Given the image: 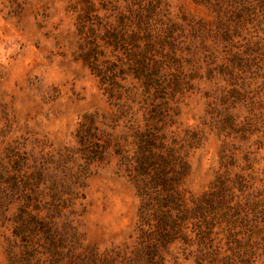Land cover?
<instances>
[{
	"label": "rangeland",
	"instance_id": "obj_1",
	"mask_svg": "<svg viewBox=\"0 0 264 264\" xmlns=\"http://www.w3.org/2000/svg\"><path fill=\"white\" fill-rule=\"evenodd\" d=\"M144 3L155 33L175 38L168 55L177 60L157 65L156 85L128 66L122 43L101 40L110 25L128 37L132 12ZM88 4L93 12L83 22ZM93 41L116 72L119 88L111 95L79 58ZM85 115H97L100 129L115 127L116 134L152 124L189 163L187 196L203 195L218 178L228 181L254 204L264 227V0H0V264H10L21 178L48 157L78 149ZM107 153L87 165L77 152V164L87 168L79 197L52 221L60 230L68 221L75 228L73 254L119 263L139 246L140 198L121 157ZM56 246L67 253L70 244ZM184 247L176 242L158 254L165 264H196ZM39 250L33 264L74 262ZM256 259L264 264L263 247Z\"/></svg>",
	"mask_w": 264,
	"mask_h": 264
},
{
	"label": "trees",
	"instance_id": "obj_2",
	"mask_svg": "<svg viewBox=\"0 0 264 264\" xmlns=\"http://www.w3.org/2000/svg\"><path fill=\"white\" fill-rule=\"evenodd\" d=\"M92 8L88 4L86 14L81 17L83 22L92 14ZM132 15V29L128 37L122 36L116 27L110 25L101 40L113 46L122 43V49L128 51L127 60L131 62L128 66L136 69L148 83L161 84L154 71H157V65L164 64L163 60L171 61L173 58L168 54L174 47L176 49L175 38L166 30L155 33L157 30L145 3L139 4ZM89 45L79 58L102 79V84L108 87L106 89L111 95L119 88L114 75L116 72L108 67L109 60L101 59L105 56L100 51L103 45L95 41ZM99 124L105 125L97 115L83 116L76 133L79 148L65 149L57 156L48 157L38 163L25 180L21 178L25 189L20 195L22 205L14 220L15 241L10 246V264L39 262L36 255L42 253L40 248L52 258L63 255L66 259L75 257L73 264H165L158 253L176 242L183 243L186 246L184 249H190L196 264H257L258 251L264 248V236H261L264 227L259 226L257 209L248 198L235 195L231 183H224L220 178L203 195L187 196L183 184L190 173V166L175 149V142L166 143L152 124H147L144 130L131 124L127 133L121 134L114 132L115 127L111 128V132L100 129ZM191 140L195 143L199 141L194 134ZM77 152L82 153L87 165L105 160L107 152L120 156L123 169L132 179L140 198L139 246L132 257L123 258L119 263L109 256L82 258L73 254V246L78 244L79 239L75 228L68 221L65 222L66 227L60 230L52 221L55 211L73 206V200L79 197L81 179L87 168L77 164ZM238 179L242 178L238 176ZM43 211L45 215L41 216ZM73 213V210L70 211V214ZM66 216L68 218L69 215ZM217 228L220 230L216 231ZM221 233L225 236L224 246L219 239ZM42 238L46 240L45 244L40 243ZM66 242L70 244L67 253L56 246Z\"/></svg>",
	"mask_w": 264,
	"mask_h": 264
}]
</instances>
